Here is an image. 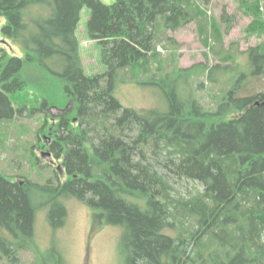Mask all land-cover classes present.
I'll list each match as a JSON object with an SVG mask.
<instances>
[{"label": "trees", "instance_id": "1", "mask_svg": "<svg viewBox=\"0 0 264 264\" xmlns=\"http://www.w3.org/2000/svg\"><path fill=\"white\" fill-rule=\"evenodd\" d=\"M237 1L251 18L246 37L262 42L243 52L250 74L222 81V73L240 71L239 49L225 47L233 16L224 9L211 22L210 0H0L1 31L25 48L22 58L0 51V131L42 117L37 137L49 135L40 144L51 139L48 151L65 174L41 184L0 172V258L20 264L21 252L35 250V264H45L31 245L37 212L48 209L49 224L62 228L73 198L122 228L125 264H264V88L252 90L264 79V13L260 0ZM85 6L86 31L107 67L92 76L77 35ZM192 24L204 47L215 43L217 64L180 68V44L169 33ZM164 43L173 71L159 51ZM118 81L161 88L168 110L123 106ZM207 85L220 89L213 106L195 93ZM51 106L65 113L56 117ZM192 159L217 168L219 178L183 193L176 185L189 184L182 165Z\"/></svg>", "mask_w": 264, "mask_h": 264}, {"label": "rangeland", "instance_id": "2", "mask_svg": "<svg viewBox=\"0 0 264 264\" xmlns=\"http://www.w3.org/2000/svg\"><path fill=\"white\" fill-rule=\"evenodd\" d=\"M100 1L106 5H112L117 0ZM260 1L261 10L264 13V0ZM238 5L237 0H210V3L204 7L211 22L213 19L219 21L224 9L233 16V29L229 35L225 36V47L227 49L231 47L235 52L236 49H239L236 53V59L237 61L239 59L240 71H226L222 75L219 74V79L221 75L222 81L234 79V77L237 80L242 71L250 74V56L246 53L240 55V52L262 42L257 37H246L245 30L251 23V18L245 17L237 8ZM90 14V8L85 6L77 32L80 41V54L85 73L88 76L103 74L107 71V67L101 61V45L93 40L86 31ZM4 22V19L0 20V51L7 53L10 57L22 58L25 48L3 34L1 28ZM225 28L226 25L223 24L222 30ZM169 34L180 44L177 51V62H179L180 68L187 69L198 64H217L218 61L212 55L211 50V46L213 48L215 43L211 41V46L204 47L199 39L195 24ZM159 51L162 52L164 58L170 61L167 63V70L173 71V62L170 60L173 49L164 43L159 47ZM123 75L124 73H121V76ZM201 79L200 82H205V77H201ZM250 80L252 81V79ZM192 83L196 84L197 82ZM261 88H264V79L262 82L255 83L252 90ZM218 90L220 91L218 87L207 85L202 91H195V93L206 106H213L212 97ZM115 96L123 106L138 111L157 109L165 112L168 110L165 94L157 86L118 81ZM31 97L34 98L35 96ZM14 106L19 107V104L14 103ZM41 124L42 117L40 116L33 119L23 116L21 120L12 123L10 131L3 127L2 132L4 134H1L0 131V172L11 177V179L13 178L14 181L22 182L25 179H31L43 184L53 178L55 171L58 170L60 177L65 179L60 160L53 157V164H50L51 161L42 157V153L48 151L45 149L48 141L45 143L46 147L42 146L40 142H45V138L49 135L43 134L40 136L41 140L38 139L36 132L38 133ZM37 157L39 158L38 161L36 160ZM216 169H205L194 159L186 161L182 165V173L190 179L189 184L183 181L176 187L183 193H189L193 190V184L202 183L207 176L219 178ZM224 190L228 192L227 188ZM66 208L68 211L66 225L59 229H55L49 224L48 209L37 212L35 236L31 245H35L34 248L41 252L40 254L44 258L43 263L58 264L56 257L59 256L60 259L62 258L63 264H125V258L120 248L122 228L101 221L97 217L99 210L97 211L77 199L66 200ZM37 255L39 253H36L35 250L21 252L20 264H35ZM0 264H7L6 259L0 258ZM37 264L41 263L38 262Z\"/></svg>", "mask_w": 264, "mask_h": 264}, {"label": "water", "instance_id": "3", "mask_svg": "<svg viewBox=\"0 0 264 264\" xmlns=\"http://www.w3.org/2000/svg\"><path fill=\"white\" fill-rule=\"evenodd\" d=\"M49 112L55 116H59V115H63L65 113V110L60 109L57 106H51L49 108ZM50 142V140H48V143ZM42 157L50 160L51 154L50 153H42Z\"/></svg>", "mask_w": 264, "mask_h": 264}, {"label": "flooded vegetation", "instance_id": "4", "mask_svg": "<svg viewBox=\"0 0 264 264\" xmlns=\"http://www.w3.org/2000/svg\"><path fill=\"white\" fill-rule=\"evenodd\" d=\"M50 145H51V142H49V143L46 145L47 147H46L45 149L48 150ZM42 152H43V151H42ZM47 152H49V153L51 154L52 158L50 159V161H51L50 164H53V162H52L53 160H52V159H53L54 156H53V154L51 153V151H47ZM54 158H55V157H54Z\"/></svg>", "mask_w": 264, "mask_h": 264}, {"label": "crops", "instance_id": "5", "mask_svg": "<svg viewBox=\"0 0 264 264\" xmlns=\"http://www.w3.org/2000/svg\"><path fill=\"white\" fill-rule=\"evenodd\" d=\"M252 47V46H251ZM250 48V47H249ZM245 51H247V49L246 50H244L243 52H245ZM243 52H240V55L241 54H245V53H243ZM237 58V57H236ZM237 60V59H236ZM239 62V59H238V61H237V63ZM239 71V70H238Z\"/></svg>", "mask_w": 264, "mask_h": 264}, {"label": "bare ground", "instance_id": "6", "mask_svg": "<svg viewBox=\"0 0 264 264\" xmlns=\"http://www.w3.org/2000/svg\"><path fill=\"white\" fill-rule=\"evenodd\" d=\"M225 64H228V63H225ZM235 71H237L238 72V70H235ZM234 72V71H233Z\"/></svg>", "mask_w": 264, "mask_h": 264}]
</instances>
